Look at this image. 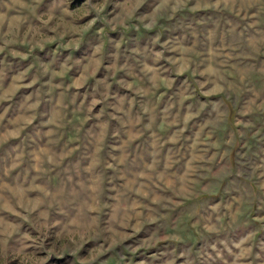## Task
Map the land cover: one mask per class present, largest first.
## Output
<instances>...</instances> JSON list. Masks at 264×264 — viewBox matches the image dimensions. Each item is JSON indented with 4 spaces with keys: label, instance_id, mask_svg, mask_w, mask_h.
I'll use <instances>...</instances> for the list:
<instances>
[{
    "label": "rangeland",
    "instance_id": "374dc122",
    "mask_svg": "<svg viewBox=\"0 0 264 264\" xmlns=\"http://www.w3.org/2000/svg\"><path fill=\"white\" fill-rule=\"evenodd\" d=\"M0 264H264V0H0Z\"/></svg>",
    "mask_w": 264,
    "mask_h": 264
}]
</instances>
